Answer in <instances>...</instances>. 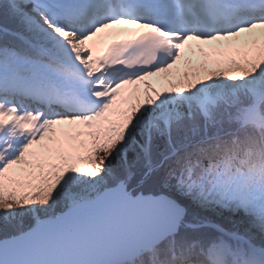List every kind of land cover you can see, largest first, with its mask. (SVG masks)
<instances>
[{
    "label": "rangeland",
    "instance_id": "1",
    "mask_svg": "<svg viewBox=\"0 0 264 264\" xmlns=\"http://www.w3.org/2000/svg\"><path fill=\"white\" fill-rule=\"evenodd\" d=\"M10 1L29 16L30 24H33L31 26L28 23L30 29L42 33L41 47L53 46L54 50L50 49L53 56L60 53L67 65L73 54L81 60L86 75L92 76L94 81L86 96L82 97H87L94 104L87 108L89 104L83 102L86 108L82 113L49 116L48 119L44 118L42 110L21 112L18 116L22 117L24 124L28 126L37 122L40 132L35 139H13L12 130L6 128L4 123L13 116V110L15 113L19 110L0 103V171L3 170L0 175V241L31 229L37 220L58 216L79 200L92 199L120 181L125 183L131 195L136 190L141 191L142 187L140 189L137 186L138 176L143 173L148 177L152 172L151 165L159 156L158 150L162 152L164 148L162 143L168 135L165 133L173 132V136L185 137L194 131L186 126V113L183 112L193 104L207 117L209 110H212L210 106L215 107L217 104L215 98H221L227 90H234L237 83L249 90L256 98V103L264 98V27H252L264 22H250L245 27L228 25L208 35H177L178 55L169 67L138 76L131 83L122 80L103 89L100 78L94 77L100 73L98 51L107 41L121 38L124 34L98 33L127 26L145 27L146 24L124 18L113 19L98 29L78 32L65 29L58 22L56 26H51L47 17H52L39 10V0H29V3L26 0ZM23 1L25 3L21 4ZM51 1L43 0L46 4ZM174 1L179 3L181 0ZM96 38L99 41L97 43ZM49 43L52 45L49 46ZM229 55L230 59L225 61ZM243 55L245 57L238 62ZM32 57L23 58L17 50L10 51L8 56L0 59V80H6L10 75L34 83V79L44 76L46 82L59 87L57 80L61 79L64 84L67 78L74 77L72 70L69 72L59 63H50L52 58L42 61ZM17 71H20V77L16 76ZM170 82L171 86L164 88ZM256 83L260 85L256 86ZM72 94L76 96L75 91ZM221 108L216 114L225 116L227 111ZM242 121L243 125L251 121L264 128V114L259 115L256 108L243 115ZM220 144L214 145L215 148ZM159 168L162 169V166L157 165L156 172H159ZM227 171L228 167L223 170L224 173L218 174L212 187L223 190L227 196L241 203L254 204L264 214V169L229 174ZM189 173L193 174L192 171ZM171 180L159 183L148 179L146 188L148 186L151 192L162 191L163 195L166 194L164 191L180 192L182 197V192L190 195L186 189L194 185L192 180H182L180 177ZM8 192H12L14 197L8 199L5 195ZM189 201L196 210L209 212L213 209L209 201H200L198 198ZM187 215L194 218L189 213ZM183 219L172 235H177L181 227L194 228L200 225L199 221L198 225L193 222L184 224ZM24 221L25 227H20ZM8 224L11 226L6 227ZM219 233L226 234L222 230ZM210 236L215 237L211 234L207 237ZM228 236L232 244L221 237L207 247L208 264H222L221 260L227 261L226 264H261L257 256L264 255V249L249 246L247 240L234 234ZM243 243L246 247L240 248ZM195 257L190 255L189 259L196 262ZM157 260L160 264V260ZM188 260L180 256L173 257L172 264H186ZM151 262L157 264L152 259Z\"/></svg>",
    "mask_w": 264,
    "mask_h": 264
},
{
    "label": "trees",
    "instance_id": "2",
    "mask_svg": "<svg viewBox=\"0 0 264 264\" xmlns=\"http://www.w3.org/2000/svg\"><path fill=\"white\" fill-rule=\"evenodd\" d=\"M26 1L30 2L29 0ZM30 22L29 16L16 8L13 2L0 0V59L8 56L13 49L17 50L18 55L23 58L31 55L39 57L33 49L15 35L17 33L30 42L41 43L42 33L31 30L28 25ZM48 23L53 26L49 20ZM48 45L51 46L52 44L49 43ZM237 84L234 90H227L223 92L221 98H215L217 104L215 107L210 106L212 108L209 110L210 116L204 117L194 104L192 106L188 104L190 108L182 111L184 114L186 113V126L189 130L194 129V131L185 137L184 135L173 136V132L165 133L168 135L164 137L162 143L164 151L158 150L159 156L151 165L153 167L152 172L148 177L143 173L141 176L139 175L140 177L138 176L137 186L140 189L142 187V190H136L134 195L141 192L150 195L162 193V191H149L148 186L146 188L148 179L163 183L180 177L182 180H192L194 184L187 186L186 190L190 195L182 192L183 197L180 192H163L172 199H176L185 209V213L187 212L194 217L193 219L190 217V219L186 213L188 218L184 217V224L193 222L198 225L199 221L200 225L194 228L181 227L177 235L166 238L162 244L158 245L155 249V255L160 260V264H172V258L178 256L183 260H188L190 255L197 256L195 257L196 262L189 259L186 264H208L207 247L217 241L216 238L221 237L232 244L233 242L229 240V234L231 236L234 234L241 239L244 238L254 248L264 249V214L254 204L250 206L247 203H241L239 200L227 196L223 190L212 187L214 179L219 173H224L223 170L226 167L229 168L228 174L264 169V129L251 121L245 125L242 124V116L254 108L259 115L264 114V98L256 104V98L249 93V90ZM170 86L171 82L165 88ZM234 99L236 102L232 103L231 100ZM220 108L226 109L227 114L225 116L216 114ZM216 132L220 133L213 135ZM151 142L153 143V141ZM152 143L150 145L153 147L154 144ZM217 143L221 144L215 148L214 145ZM212 144L213 146H211ZM157 165L162 166V169H157L159 172H156ZM2 171H0V175ZM189 171H192L193 174H190ZM5 195L8 199L14 197L12 192L5 193ZM192 198L209 201L213 209L209 212L202 209L196 210L189 201ZM202 214L207 215V217ZM10 226L8 224L6 227ZM22 226L25 227V221L21 223L20 227ZM220 230L226 234H220ZM210 234L215 237H207ZM151 259L152 255L147 252L135 260L134 264H151ZM226 262L221 260L222 264Z\"/></svg>",
    "mask_w": 264,
    "mask_h": 264
},
{
    "label": "water",
    "instance_id": "3",
    "mask_svg": "<svg viewBox=\"0 0 264 264\" xmlns=\"http://www.w3.org/2000/svg\"><path fill=\"white\" fill-rule=\"evenodd\" d=\"M185 209L166 194L131 195L120 181L0 241V264H122L176 233Z\"/></svg>",
    "mask_w": 264,
    "mask_h": 264
},
{
    "label": "bare ground",
    "instance_id": "4",
    "mask_svg": "<svg viewBox=\"0 0 264 264\" xmlns=\"http://www.w3.org/2000/svg\"><path fill=\"white\" fill-rule=\"evenodd\" d=\"M78 1L80 2L82 0H71V2H74L77 4H78ZM52 2H55V1H52ZM195 2L196 3L193 4L191 7L189 5L188 6L191 9L195 8L198 17L202 18V20H203L202 21L200 19V21H198V23L196 25V28L199 29V28H201V26H203L206 23H210L211 21L208 19V16H204L202 11L199 12V10H197V9L203 8L205 6L203 3V0H195ZM185 10H186V13L189 12V10L186 7H185ZM213 19L216 20V18H213ZM73 21H74L73 18H67V23L68 22L73 23ZM186 21L189 23V21L187 19H186ZM76 27L79 29L78 25ZM112 31H113V29L107 30V31H101V33H98V34L99 35L109 34V33H112ZM137 31H139V30H137ZM137 31L131 30V29L120 30V32L127 35V36H125L127 38L131 37V34L133 35L134 32H137ZM95 42L96 43L99 42L98 38L95 39ZM108 42L109 41H107L103 45L102 49H100L98 51V55L102 52V50H104L106 48V45L108 44ZM250 54L252 55V53H250ZM70 59H71V62L69 64V70H72V74H74V77L73 78L72 77L67 78L64 81L65 85L63 84V81L61 79L57 80V82H59V87L61 89L59 87H54L53 85L50 84L49 81L46 82V79L44 76H41V77H38L37 79H34V83H32V81L31 82H29V81L24 82L21 80V78L20 79L16 78V77L12 78L10 75H8L6 80H4V81L0 80V97L4 94H7L4 96H8L10 98V101H11L10 104L11 105H15V103L12 102L14 97H16V99L18 98L19 99V101L17 99L18 105H15V106H18L19 113L23 112L24 105L29 106V107H34V106L35 107H38V106L42 107L43 106L42 109H45V108L47 110L50 109L49 116H52V117H54V116H67V115L72 116L74 114L82 113L83 110L86 108V105L84 103L89 104L87 106V108L92 107L94 104L93 102H90L87 97H82L83 95L86 96V94L90 90L92 83L94 81H93L92 76L86 75V69H84V67L82 66L81 60H79L77 58L76 54L71 55ZM97 62L99 63L100 59ZM50 63H52V62H50ZM98 69H100V73H99L100 75L95 74L94 77H96L98 79L100 78V80L102 81L101 83H102L103 89H104V87L106 88V86L110 87L111 85H113L115 81L119 80V77L121 75V73H119V74H115L114 76H112V74L107 69H104V68L102 69L100 67V65H98ZM17 72H16V76L20 77V75H19L20 71H17ZM51 86L56 88V90L59 92L58 99L53 98L50 94L48 95V92L52 91V89H53ZM256 86H258V84ZM226 90H223V91H226ZM74 91L76 92V97H75V94H72V93H74ZM55 94H57V93H55ZM4 96H2V97H4ZM64 102L70 103V104L66 105ZM5 112H8V111L6 110ZM13 113H14L13 116H11V118L6 120L4 123L6 125V128H10L12 130L13 139H15V138H28V137L35 136L38 129H39L38 124L32 123V124L26 126L24 124V120L22 119V117L18 116L19 113H17V112L15 113L14 111H13ZM85 119L87 120L88 118H85ZM261 128H263V127H261ZM172 236H174V235H172ZM172 236H169V237H172ZM246 243L249 246L251 245L250 242H246ZM157 246H155L154 248H152L151 250H149L147 252H150V254L152 255V260L158 264L157 256L155 255V249L157 248ZM234 246H235V243H234ZM240 246H241L240 248H243L245 246V244L243 243V245H240ZM261 250H263V249H261ZM147 252L145 251V253H147ZM138 258H136V259H138ZM257 261H260L261 264H264V255L259 256V257L257 256ZM133 262H134V260H133ZM133 262L122 263V264H133ZM248 263L252 264L251 262H248Z\"/></svg>",
    "mask_w": 264,
    "mask_h": 264
}]
</instances>
